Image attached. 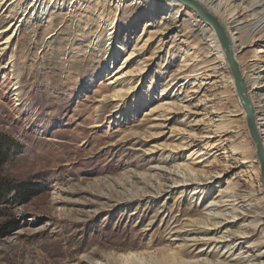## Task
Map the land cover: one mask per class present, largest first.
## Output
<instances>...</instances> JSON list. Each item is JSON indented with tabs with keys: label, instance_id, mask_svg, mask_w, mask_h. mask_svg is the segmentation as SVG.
Wrapping results in <instances>:
<instances>
[{
	"label": "rangeland",
	"instance_id": "1",
	"mask_svg": "<svg viewBox=\"0 0 264 264\" xmlns=\"http://www.w3.org/2000/svg\"><path fill=\"white\" fill-rule=\"evenodd\" d=\"M32 1L0 0V264L264 259L262 162L212 24L177 0Z\"/></svg>",
	"mask_w": 264,
	"mask_h": 264
},
{
	"label": "bare ground",
	"instance_id": "2",
	"mask_svg": "<svg viewBox=\"0 0 264 264\" xmlns=\"http://www.w3.org/2000/svg\"><path fill=\"white\" fill-rule=\"evenodd\" d=\"M121 1L122 0H118V3H120ZM162 1H167V0H162ZM171 1H175V0H171ZM193 1H195L198 5H200V7L204 10V12L211 15L216 20L220 29L223 31L224 36L226 37L230 45L233 57L239 65L244 84L248 83L250 86L257 84L260 78H264V72L256 71V69L260 67L259 63L262 57L259 56L258 49L255 47L256 45H259L261 42H264V0H193ZM41 3L42 0L32 1V3H30L27 6V9L29 8L28 13H30L31 11L34 13L38 9ZM150 4L155 5L156 2L150 1ZM155 6L161 8L162 10L165 9L167 10L171 6H173V4L169 3V5H166L165 7L157 6V4ZM182 9H184L183 4L179 6V10ZM23 20L24 17L21 21ZM117 20H118L117 17L114 16V19L113 18L108 19L107 21L108 25L111 27L109 30L112 31L111 33H109V40L111 41L114 38H116L118 35V29L116 27ZM209 22L212 24V27L210 28L202 27V25H200V27L202 28V31L206 33L205 35L208 38V40L210 38L209 41L210 43L208 45L211 47V51L213 50L216 52V57H222L223 58L222 60H225V56H227L226 49L222 44V41L218 35V31L215 24L211 21ZM232 28H234V30H237V32L234 33ZM111 41L109 45L111 44ZM245 47L251 49L252 54L250 60H253V62H246L244 64L243 62H245L250 57H245V56L240 57L239 52L241 49ZM115 71L116 70H114V72H112L108 77L110 79L109 84L116 83L119 81L120 78L123 77V75L120 74V70H117L116 72ZM234 80L235 77L231 78L230 82L236 85V82ZM14 87H15L14 90L20 88V86L18 85H15ZM259 87H264V86L259 85ZM261 91L262 92H260L259 95H256L254 90H249L247 91V95L248 97L250 96V104L253 111V117H255L256 120L255 130L256 132H258V135L260 137V139L259 138L258 139L264 152V90ZM18 95L19 94H17V96ZM245 108L246 106H244V103L242 102L240 105V109L243 110V113L245 114L244 117L246 116V111H247V108L246 110ZM98 124H100V122H97L95 126H97ZM250 144H252L251 140H249V142L247 143L242 144V146L238 147L241 148L240 151L244 156L245 162L246 160L252 157L250 151L246 148ZM204 153L205 152L202 150L200 152L199 151L196 152V154L194 155V159L200 157ZM192 172L194 171L192 170ZM230 236L232 235L225 234L224 236H222V238H226ZM231 244H233V241L227 242L228 246H231ZM192 254H193V250H191L190 248L177 249V250L170 249L166 251L163 250L160 254L156 255L155 257H152L147 261L144 256L134 255V254H130V256L126 258V260L130 261L132 264H150V262L151 264H229L223 262H216L215 260L209 258L201 259L200 256H192ZM252 264H264L263 255L261 254L256 255L255 261Z\"/></svg>",
	"mask_w": 264,
	"mask_h": 264
},
{
	"label": "water",
	"instance_id": "3",
	"mask_svg": "<svg viewBox=\"0 0 264 264\" xmlns=\"http://www.w3.org/2000/svg\"><path fill=\"white\" fill-rule=\"evenodd\" d=\"M177 1L183 2V3L191 6L192 8H194L202 17H204L207 20L213 22L215 24L216 28H217L218 35H219V37H220V39L222 41V44L224 45V47L226 49L227 58H228L229 63L231 65L232 71L234 73V77H235V82H236V87L238 89V93H239V95L241 97V100L244 103V105L246 106L247 111H248V123H249L250 129H251V133L254 136V138L256 139V142L258 144V156L260 157V160L262 162V176H263V179H264V152H263L262 146H261V144L259 142L258 134H257V132L255 130L253 111H252V107H251V104H250V99H249V97L247 96V93H246V86H245V84L243 82L242 74H241L239 65H238V63L235 61V59L233 57L230 45H229L226 37L224 36L223 31L218 26L216 20L211 15H209L206 12H204V10L200 7V5H198L193 0H177Z\"/></svg>",
	"mask_w": 264,
	"mask_h": 264
},
{
	"label": "trees",
	"instance_id": "4",
	"mask_svg": "<svg viewBox=\"0 0 264 264\" xmlns=\"http://www.w3.org/2000/svg\"><path fill=\"white\" fill-rule=\"evenodd\" d=\"M10 146L14 147L13 141L9 139L5 134L0 133V166L3 161L2 153L4 152V147H10ZM0 190H1V183H0Z\"/></svg>",
	"mask_w": 264,
	"mask_h": 264
}]
</instances>
